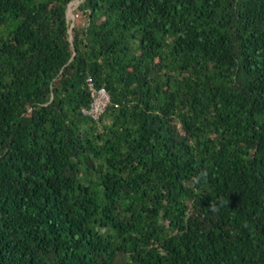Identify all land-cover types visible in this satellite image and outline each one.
Masks as SVG:
<instances>
[{
  "label": "trees",
  "instance_id": "16d2710c",
  "mask_svg": "<svg viewBox=\"0 0 264 264\" xmlns=\"http://www.w3.org/2000/svg\"><path fill=\"white\" fill-rule=\"evenodd\" d=\"M75 1L0 0V264H264V0Z\"/></svg>",
  "mask_w": 264,
  "mask_h": 264
},
{
  "label": "built area",
  "instance_id": "2783aa9c",
  "mask_svg": "<svg viewBox=\"0 0 264 264\" xmlns=\"http://www.w3.org/2000/svg\"><path fill=\"white\" fill-rule=\"evenodd\" d=\"M86 83L91 102L88 108L81 110V113L86 117L97 120L108 106L110 97L104 87H95L91 79H88Z\"/></svg>",
  "mask_w": 264,
  "mask_h": 264
},
{
  "label": "rangeland",
  "instance_id": "374dc122",
  "mask_svg": "<svg viewBox=\"0 0 264 264\" xmlns=\"http://www.w3.org/2000/svg\"><path fill=\"white\" fill-rule=\"evenodd\" d=\"M78 2H79V0L78 1H75V2H73V3L70 4L72 6V8L70 9L71 11H69L70 5L68 7V14L70 12V14L68 16V22H69L70 29L72 28L73 23H75V21H76L75 20L76 17L73 15V10L75 9V7H76V5H77Z\"/></svg>",
  "mask_w": 264,
  "mask_h": 264
},
{
  "label": "bare ground",
  "instance_id": "6f19581e",
  "mask_svg": "<svg viewBox=\"0 0 264 264\" xmlns=\"http://www.w3.org/2000/svg\"><path fill=\"white\" fill-rule=\"evenodd\" d=\"M71 8H72V6L69 7V11H71V10H70ZM69 14H70V12H69ZM69 14H68V16H69Z\"/></svg>",
  "mask_w": 264,
  "mask_h": 264
}]
</instances>
